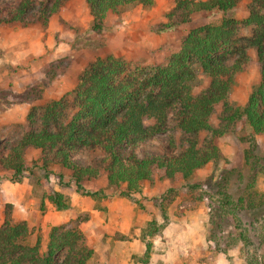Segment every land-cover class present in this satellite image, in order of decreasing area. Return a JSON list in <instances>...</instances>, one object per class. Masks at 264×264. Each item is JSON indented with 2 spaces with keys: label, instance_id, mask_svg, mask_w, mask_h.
I'll use <instances>...</instances> for the list:
<instances>
[{
  "label": "rangeland",
  "instance_id": "374dc122",
  "mask_svg": "<svg viewBox=\"0 0 264 264\" xmlns=\"http://www.w3.org/2000/svg\"><path fill=\"white\" fill-rule=\"evenodd\" d=\"M8 1L16 0H0V7ZM41 1L47 3L35 2L25 27L0 26L44 33L42 52L31 63L36 76H28L33 85L26 83L15 92L9 88L0 90L1 107L20 105V120L0 125V150L16 144L28 122L38 129L48 113L46 107L54 101L60 105L51 113L56 120L50 116L49 127L56 130L69 122L79 109V75L96 58L112 56L122 60L124 72L118 80L140 78L153 73L156 60L160 67L166 66L190 31L227 19L226 29L232 39L217 54L232 62L237 46L247 44L253 34L254 23L248 20L254 14L264 16V8L252 0H239L225 13L188 10L191 4L205 0H151L145 5L120 6L104 19L102 30L96 33L91 29L86 0L63 1L49 15L39 13ZM168 24L171 26L165 29ZM246 53L249 59L234 77L226 104L214 107L208 129L183 133L177 127L178 109H170L166 128L135 149L142 157L145 153H178L190 140L200 148L215 146L218 156L189 177L182 178L177 173L170 179L163 168L153 167L152 179L142 181L138 192H129L124 185L114 189L101 168L108 164L107 155L102 149L85 147L76 151L74 158L101 170L96 178L83 179L78 187L70 178V170L56 162L50 163L47 170L41 169V150L25 146L23 157L29 169L19 181L11 180V172L0 168V227L5 225L8 214L11 224L25 229L22 244L31 247L38 241L40 255L46 252L53 228L59 234L71 231V252L62 248L56 256L58 262L82 258L84 264H247L248 254L259 253L264 225V134L253 133L243 114L232 115L242 113L261 82L255 47H248ZM191 63L195 75L191 94L197 96L209 86L210 78L202 72L199 62L194 59ZM85 120L82 117L77 122ZM225 173L228 180L221 188L222 183L217 186V182H223L221 176ZM251 182L253 187L248 191L244 187ZM220 190L230 194L237 208L244 207L234 212L238 223L248 229L249 244L237 239L233 224L219 208ZM47 191L62 193L68 206L56 209L44 198ZM249 202L263 206L248 210L245 206Z\"/></svg>",
  "mask_w": 264,
  "mask_h": 264
},
{
  "label": "trees",
  "instance_id": "16d2710c",
  "mask_svg": "<svg viewBox=\"0 0 264 264\" xmlns=\"http://www.w3.org/2000/svg\"><path fill=\"white\" fill-rule=\"evenodd\" d=\"M45 0L39 8V13L49 15L54 13L66 0ZM89 14L92 17L91 29L100 32L104 19L125 4H150L151 0H86ZM264 8V0H252ZM37 0H16L4 2L0 7V26L9 24L25 27L29 22L31 11ZM239 0H205L190 5L189 11L217 10L225 13L233 8ZM50 6V7H49ZM227 19L214 26H206L190 31L185 37L180 51L172 55L168 64L160 67L159 60L152 74L140 78H125L122 60L108 56L105 59L96 58L89 68L78 78L79 87L77 100L79 109L66 124L59 125L56 130L49 127L52 122L49 117L60 105L54 101L46 107L43 122L34 129L31 122L25 126L21 138L9 148L0 150V168L11 172V180L19 181L26 169L23 148L31 146L41 150V166L47 170L49 164L56 162L71 171L70 178L78 187L83 179H93L102 168L107 174L110 186L118 189L124 185L129 192H138L140 183L151 180L152 168H163L168 178L177 173L182 178L189 177L195 170L204 166L210 159L218 156L215 146L210 148L197 147L190 140L187 146L178 153L155 154L145 153L139 157L135 149L147 138L162 132L166 128L167 115L170 109L177 110V127L183 133H197L208 129L209 116L215 106L225 105L230 85L239 74L249 56L248 47H255L260 65L261 82L258 88L249 96L242 113H233V117L243 114L253 133L264 134V16L254 14L252 20L254 30L248 43L237 46V55L232 62L224 61L217 54L224 43L232 39V33L226 29ZM171 25H165V29ZM200 64L202 72L210 78L209 86L197 96L191 94V84L195 78L191 60ZM78 87V89H79ZM82 117L85 121L77 122ZM31 119V115H28ZM51 118L56 120V115ZM85 147L102 149L107 155L106 167L86 166L74 158V153ZM248 151H246L247 153ZM251 171L254 167L250 168ZM218 181L224 188L228 174ZM251 182L244 188L250 190ZM46 198L56 209L68 206L66 197L58 191L44 192ZM219 208L233 224L232 231L242 243L249 244L248 229L238 223L234 211L244 209L242 205L231 200L230 194L224 190L217 192ZM216 194V195H217ZM260 204V205H259ZM246 204L248 210H255L263 203ZM257 250L258 254L247 255V264H264V225ZM25 229L19 224H11L6 214L5 225L0 227V264H84L78 259L58 262L56 256L64 247L72 249L70 232L57 233L53 228L49 233L46 252L38 254V241L34 246L22 244ZM74 235V234H73ZM71 235V236H73ZM71 239V240H70ZM74 241V240H72ZM251 242V241H250Z\"/></svg>",
  "mask_w": 264,
  "mask_h": 264
},
{
  "label": "crops",
  "instance_id": "0c3cea01",
  "mask_svg": "<svg viewBox=\"0 0 264 264\" xmlns=\"http://www.w3.org/2000/svg\"><path fill=\"white\" fill-rule=\"evenodd\" d=\"M33 32L31 33L29 28L0 27V90L9 88L11 92H15L26 83L27 86L33 85L31 80L28 82L30 74L36 76L31 63L33 58H37L38 52H42L44 42L43 32ZM115 54L117 55L114 53V56ZM115 57L121 59L120 54ZM8 98L13 99V95L10 94ZM4 105L5 108L0 104V125L17 123L20 120L18 112L20 105ZM123 228H125L124 225Z\"/></svg>",
  "mask_w": 264,
  "mask_h": 264
}]
</instances>
